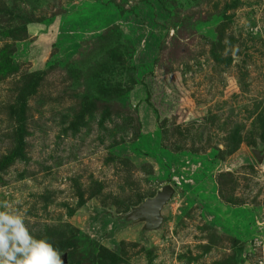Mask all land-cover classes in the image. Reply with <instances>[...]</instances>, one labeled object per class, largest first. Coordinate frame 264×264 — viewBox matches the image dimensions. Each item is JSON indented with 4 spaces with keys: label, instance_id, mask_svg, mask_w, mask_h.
I'll return each mask as SVG.
<instances>
[{
    "label": "rangeland",
    "instance_id": "obj_1",
    "mask_svg": "<svg viewBox=\"0 0 264 264\" xmlns=\"http://www.w3.org/2000/svg\"><path fill=\"white\" fill-rule=\"evenodd\" d=\"M3 203L61 264H264V0H0Z\"/></svg>",
    "mask_w": 264,
    "mask_h": 264
},
{
    "label": "clouds",
    "instance_id": "obj_2",
    "mask_svg": "<svg viewBox=\"0 0 264 264\" xmlns=\"http://www.w3.org/2000/svg\"><path fill=\"white\" fill-rule=\"evenodd\" d=\"M0 264H61L57 250L32 235L7 203L0 204Z\"/></svg>",
    "mask_w": 264,
    "mask_h": 264
},
{
    "label": "water",
    "instance_id": "obj_3",
    "mask_svg": "<svg viewBox=\"0 0 264 264\" xmlns=\"http://www.w3.org/2000/svg\"><path fill=\"white\" fill-rule=\"evenodd\" d=\"M254 156L260 161L258 154L256 152L253 153ZM172 190L169 186H164L162 189L157 193V195L151 199L147 200L145 204L142 206L144 209L145 214H147L151 219L157 218L159 222V211L164 202L169 198Z\"/></svg>",
    "mask_w": 264,
    "mask_h": 264
}]
</instances>
